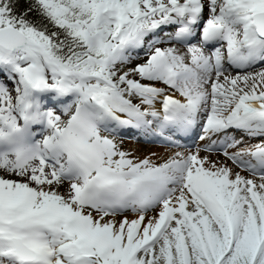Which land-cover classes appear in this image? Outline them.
I'll list each match as a JSON object with an SVG mask.
<instances>
[{
    "label": "snow or ice",
    "instance_id": "1",
    "mask_svg": "<svg viewBox=\"0 0 264 264\" xmlns=\"http://www.w3.org/2000/svg\"><path fill=\"white\" fill-rule=\"evenodd\" d=\"M0 264H264V0H0Z\"/></svg>",
    "mask_w": 264,
    "mask_h": 264
},
{
    "label": "bare ground",
    "instance_id": "2",
    "mask_svg": "<svg viewBox=\"0 0 264 264\" xmlns=\"http://www.w3.org/2000/svg\"><path fill=\"white\" fill-rule=\"evenodd\" d=\"M167 45H161V47H165ZM146 57H144L143 55H141V58L139 60H133L132 63H142L143 60L145 59ZM130 132H127V135H131L133 140L134 139H138V141L136 142H129L127 144H123L122 142H120L122 144V146L125 148V149H128V150H131L133 151L136 155L140 156L141 158L144 157V156H147V155H150L151 153H157L158 155L160 156H166L174 151H177L176 148H172V147H168L166 146L165 143L162 142L161 138L159 137H155V136H151V135H143V134H139V132H137L136 130H133V129H129ZM197 132V129L193 132H190L188 133V136L194 134H196ZM121 133H123V130L121 131ZM199 134V133H197ZM187 134H183L182 135V139L180 141V144L181 145H190V143L192 141L189 142V140L191 139V137L193 136H190V137H186ZM187 138V139H186ZM245 140V139H244ZM139 141H146V142H154V143H162V144H165L163 146L161 145H144L143 143H140ZM250 139L249 140H245V143H249ZM186 143V144H185ZM204 142H200V144L198 146H202ZM253 143H256V142H253ZM189 147V146H187ZM235 170V169H234ZM242 175L244 176H248L247 172L245 173H241Z\"/></svg>",
    "mask_w": 264,
    "mask_h": 264
},
{
    "label": "rangeland",
    "instance_id": "3",
    "mask_svg": "<svg viewBox=\"0 0 264 264\" xmlns=\"http://www.w3.org/2000/svg\"><path fill=\"white\" fill-rule=\"evenodd\" d=\"M135 64H137V63H132L131 65H129L130 67L131 66H135ZM197 133H199V129H197V132H196V134H195V136H194V138L192 139V142L190 143V145H182V147L181 148H179V149H177V150H181V151H183V150H185V148H189V149H192V150H195V147H197L199 144H200V142L201 141H199L198 139H197V137H198V135L199 134H197ZM139 134L141 135V134H143V133H141V132H139ZM144 135V134H143ZM121 137H122V139H120L119 140V142H122L123 144H127V143H129V142H131V141H133V142H136V141H138V139L136 140V139H134L133 140V138H132V136L131 135H127V133H124L123 135H121ZM237 138H240L239 136L237 137ZM244 139L245 140H249L247 137H244ZM140 143H143L144 145H161V146H163V145H165V144H162V143H154V142H146V141H139ZM253 142H256V143H258V142H260L258 139H253V140H250L249 141V143H246V144H251V143H253ZM187 146H189V147H187ZM173 148V147H172ZM231 151V150H230ZM201 155H205V153H201ZM212 158L213 159H216L217 158V154H212ZM219 159H221V160H223L224 159V157L223 156H219ZM234 167V166H233ZM235 169V168H234ZM235 170H239V169H235ZM241 173H245V172H241ZM248 175V174H247Z\"/></svg>",
    "mask_w": 264,
    "mask_h": 264
}]
</instances>
